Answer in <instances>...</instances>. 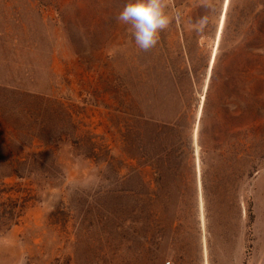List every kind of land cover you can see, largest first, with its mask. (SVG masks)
Masks as SVG:
<instances>
[{
	"label": "rangeland",
	"instance_id": "rangeland-1",
	"mask_svg": "<svg viewBox=\"0 0 264 264\" xmlns=\"http://www.w3.org/2000/svg\"><path fill=\"white\" fill-rule=\"evenodd\" d=\"M127 2L0 0V131L10 139L4 91L17 89L56 101L46 122L69 133L57 179L5 180L36 200L0 233V264H264V0H229L219 36L227 0H165L148 51L115 19ZM243 143L254 162L238 161ZM146 162L161 186L134 233L127 189L148 192ZM174 162H193L182 197L189 171Z\"/></svg>",
	"mask_w": 264,
	"mask_h": 264
},
{
	"label": "trees",
	"instance_id": "trees-1",
	"mask_svg": "<svg viewBox=\"0 0 264 264\" xmlns=\"http://www.w3.org/2000/svg\"><path fill=\"white\" fill-rule=\"evenodd\" d=\"M4 96L7 100V112H9L8 125L12 129V132H10V139H7L4 133L0 131V144L3 145L6 151V160L8 161L3 164L4 170L0 167V233H5L11 227L17 225L28 209V202L36 200L35 196L23 190L14 189V185L9 186L5 180L15 178L17 183H20L23 179L30 178L33 175L40 176V180L44 181L57 179L58 175H62V173L58 171L60 165L56 161V151L58 150L60 142L66 140L69 136L66 130L63 132L61 126H56L59 128L54 127V122L51 117L46 122L45 114L47 107L50 104L56 103V101L49 97L17 89L5 90ZM259 100L262 101V99ZM57 108L59 116H56V121H63V123L65 122L66 125L73 128V115L66 110L67 108L63 103H59ZM1 111V115L6 117L5 107ZM61 113L65 116L63 117ZM35 141L39 143V147H42L43 150H31L26 156H23L25 148L32 149L35 147ZM241 147L238 161L254 162L255 155L245 149L246 144L243 143ZM44 156H49L53 162H40ZM146 163L154 169V178L149 182L148 192L143 194L135 188L127 189V194L132 198V205L129 206L126 221L129 229L133 230L134 233H136V225L139 223L138 203L141 196L146 195L148 198V210L151 219L154 215L151 207H153L155 200L158 199L157 192L151 189V186L153 185L157 189L161 186L162 175L156 171V163ZM203 164L204 162L202 160ZM175 166L181 168L187 167L189 171L187 175L175 172L178 181L174 182L173 185L178 197H182L184 189L186 188L188 190L189 185L193 183V175L191 172L193 170V162H174ZM58 214V211H53L52 217L57 218ZM57 221L54 219V223H57Z\"/></svg>",
	"mask_w": 264,
	"mask_h": 264
},
{
	"label": "clouds",
	"instance_id": "clouds-1",
	"mask_svg": "<svg viewBox=\"0 0 264 264\" xmlns=\"http://www.w3.org/2000/svg\"><path fill=\"white\" fill-rule=\"evenodd\" d=\"M165 7V0H128L115 19L129 25L137 47L148 51L157 45L159 34L169 27L170 18ZM206 22L202 17L196 23Z\"/></svg>",
	"mask_w": 264,
	"mask_h": 264
},
{
	"label": "bare ground",
	"instance_id": "bare-ground-1",
	"mask_svg": "<svg viewBox=\"0 0 264 264\" xmlns=\"http://www.w3.org/2000/svg\"><path fill=\"white\" fill-rule=\"evenodd\" d=\"M228 1L226 2V5H225V9H224V14L222 15V21L220 23V28H219V32H218V36L220 35V32H221V29L223 27V22H224V17H225V13H226V10H227V6H228ZM213 62V61H212Z\"/></svg>",
	"mask_w": 264,
	"mask_h": 264
},
{
	"label": "built area",
	"instance_id": "built-area-1",
	"mask_svg": "<svg viewBox=\"0 0 264 264\" xmlns=\"http://www.w3.org/2000/svg\"><path fill=\"white\" fill-rule=\"evenodd\" d=\"M170 263V262H167V264Z\"/></svg>",
	"mask_w": 264,
	"mask_h": 264
}]
</instances>
